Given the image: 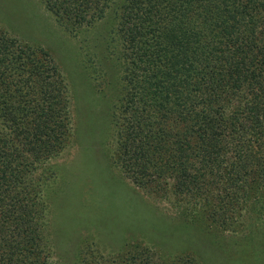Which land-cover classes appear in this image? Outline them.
<instances>
[{
	"label": "trees",
	"instance_id": "trees-1",
	"mask_svg": "<svg viewBox=\"0 0 264 264\" xmlns=\"http://www.w3.org/2000/svg\"><path fill=\"white\" fill-rule=\"evenodd\" d=\"M40 3L79 39L117 15L120 69L109 104L116 163L152 198L185 206L196 237L232 231L242 204L264 196V0ZM87 51L94 72L99 55ZM71 128L60 63L0 24V264H53L39 170L64 150ZM154 217L162 223L132 229L169 239L170 224ZM149 249L134 241L104 259L83 247L76 258L158 264ZM163 258L193 264L189 254Z\"/></svg>",
	"mask_w": 264,
	"mask_h": 264
},
{
	"label": "rangeland",
	"instance_id": "rangeland-1",
	"mask_svg": "<svg viewBox=\"0 0 264 264\" xmlns=\"http://www.w3.org/2000/svg\"><path fill=\"white\" fill-rule=\"evenodd\" d=\"M0 8L1 26L31 45L50 50L68 84L69 142L39 170L53 264H77L76 252L83 247L109 259L134 241L149 245L158 264L166 261L163 257L182 254H189L193 264H264V196L242 204L232 231L209 228L206 240L195 236L193 216L182 214L185 206L177 208L152 198L126 178L116 163L109 105L116 95L120 69L116 14L79 39L61 31L40 0H0ZM79 42H84L87 52L99 55L94 72ZM151 215L170 224L171 237L164 231L169 239H159L155 228L150 237L132 229L136 223H162ZM117 227L122 232L115 231Z\"/></svg>",
	"mask_w": 264,
	"mask_h": 264
}]
</instances>
